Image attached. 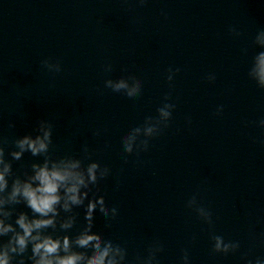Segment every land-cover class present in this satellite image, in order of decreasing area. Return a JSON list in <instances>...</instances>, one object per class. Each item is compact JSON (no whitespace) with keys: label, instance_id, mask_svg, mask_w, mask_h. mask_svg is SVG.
<instances>
[{"label":"clouds","instance_id":"clouds-1","mask_svg":"<svg viewBox=\"0 0 264 264\" xmlns=\"http://www.w3.org/2000/svg\"><path fill=\"white\" fill-rule=\"evenodd\" d=\"M138 2L143 5L147 0ZM229 32L237 37L241 35L235 27L230 26ZM252 43L262 50L253 57L247 75L264 90V29L257 31ZM41 64L49 73L62 71L60 62L51 58L43 59ZM104 71L112 72L113 66L106 64ZM180 71V68L169 67L166 77L169 87L173 86ZM206 79L214 82L216 77L208 74ZM104 87L135 99L142 94L143 82L129 74L106 79ZM170 101L169 93L163 97L155 116H145L142 123L132 126L121 137L124 163L133 155L139 162L141 153L149 151L151 141L165 134L176 108ZM222 112L223 105H219L215 115ZM187 122L191 123L190 117ZM8 126L14 128L15 124L10 122ZM259 126L264 128V119L259 121ZM99 134V130L94 132V135ZM52 145L53 124L46 119L37 121L32 132L11 141L0 136V264H160L159 254L164 251V246L159 239L148 245L146 255L137 254L129 260L126 244L93 231L97 211L103 216L106 227H111L118 216V207L109 206L105 196L98 194L100 182L112 175V169L92 160L87 145L83 146L80 157L57 156L52 152ZM26 153L42 157V160L33 161L30 170L17 174L13 162L21 161ZM85 160L89 162L85 164ZM18 205L28 211L19 210ZM186 207L212 229L213 213L197 199V195L187 201ZM80 208L84 223L75 235H71L79 217L76 209ZM210 239L213 254H234L241 246L238 240L226 241L214 233ZM180 264H191L188 249L182 250ZM246 264H264V256L247 259Z\"/></svg>","mask_w":264,"mask_h":264}]
</instances>
